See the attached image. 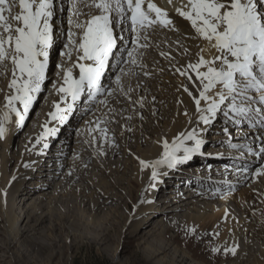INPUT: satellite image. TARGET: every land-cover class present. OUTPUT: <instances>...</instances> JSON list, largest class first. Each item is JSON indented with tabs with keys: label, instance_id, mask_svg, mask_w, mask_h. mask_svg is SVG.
I'll return each instance as SVG.
<instances>
[{
	"label": "bare ground",
	"instance_id": "1",
	"mask_svg": "<svg viewBox=\"0 0 264 264\" xmlns=\"http://www.w3.org/2000/svg\"><path fill=\"white\" fill-rule=\"evenodd\" d=\"M156 1L159 3H157L158 7L161 6V9L167 12V18L172 20V25L162 27L157 21L134 33L129 25L130 20L118 17L120 23L114 26L116 45L108 57L105 68L117 67L118 69L124 63L123 66L111 82L103 79V73L101 82L102 87L106 89L104 94L96 92L94 96H91L86 89L79 99L72 101L71 96L57 91L63 84L64 72L70 71L72 77L78 78V64L91 63V61L80 60L83 53L78 51L77 46L81 31L75 27V24L83 23L89 18V14H98V11L88 7L86 3H77L82 14L75 16L71 12L74 0H55V15L52 21L53 42H63V46L58 54V62L48 95L44 97L23 139H19L17 143L18 147L15 148L17 156H14L17 158L11 173L7 167L8 153L10 147L14 145L13 138L17 134L18 127L14 118L11 117L6 123V135L0 138V214L5 217L4 230L7 234L4 235L5 240L0 243L7 249H15L12 255H7L13 258L14 263L19 260L22 264H28L30 259L26 261L21 259L34 252L37 256L44 252L48 253L47 248L51 246V243L44 238L57 241L55 232L61 234L67 228L71 235L80 236V232L78 234L81 228L80 223L61 221L48 215L49 209L45 204L54 201L57 195L62 193L64 186L74 184L73 186L80 187L82 185L80 181L85 179L84 175L104 173L110 162L129 169L125 166L127 160L122 157L128 152V148L135 145L137 148L132 154L135 161L132 159L134 164H131V175L143 187L151 176L152 170L151 168L142 169L139 160H156L160 158L164 150V141L171 145L173 139L180 134L195 132L203 141L200 151L181 164L196 161L199 159L197 157L207 156V154L204 155L206 152L214 150L210 144L225 147L229 150L228 152L237 149L236 156L241 158L235 161L236 158L232 156L225 157L219 154V157L212 162L202 160L193 168L187 166V170L194 171L198 176L192 182L195 187L179 184L163 185L166 180L162 181V178L177 175L181 164L175 168L161 167L160 175L156 180L162 181L161 190L157 193L152 192L151 201L146 207L142 208V203L139 205L141 209L138 208L133 219L138 220L137 224L148 222L151 215L142 220L144 212L157 210L165 212V215H172L174 224L185 228V233L179 232L178 236L182 237L183 234L194 236L195 245L191 244L189 249L191 252L185 254L187 255L185 260L189 262L202 254L205 263L201 260V263L197 264H264V175H253L257 169L264 166V153L260 151L261 147H264V129L255 120L234 117L227 103L221 105V110L209 124H205L200 119L201 114L196 110L193 97H199L202 84L195 79V73L188 68V65L196 64L201 55L211 60L216 52L207 41L198 36L190 21L175 11L176 7L186 4L187 0H173L171 4L168 0ZM257 6L264 11V0H258ZM15 11H19L18 0ZM126 16H130V13H126ZM151 16L155 19V13ZM70 18L73 22L71 25ZM70 30L75 33L73 36L75 43L69 40ZM136 37H138V43L133 45L132 40ZM128 51H133L135 64L125 63L130 61L129 56L126 55ZM11 67L10 63L6 70L0 67V109L4 107V96L10 91L8 83L11 79ZM177 69L180 71L178 72ZM184 71H187L193 79L189 80L187 76L180 75V72ZM118 77L119 80H117ZM185 87L193 93V96H189L184 91ZM220 90L221 86L216 85L209 89L207 94L211 99H217V93ZM249 95L258 100L259 94L255 91H250ZM256 99L252 102L253 108L261 105L255 102ZM240 102L237 98V103ZM54 103L59 105L60 110L68 109L69 105L71 109L66 112L58 111ZM207 103L208 101H201L200 108L206 109ZM244 103L247 104V102ZM83 108V112L79 113ZM91 108L93 112L87 115L83 122L81 121L82 123L80 122L77 134L72 137L71 132L66 131L64 127ZM20 110L22 111V107ZM225 112H228L227 116ZM61 114L67 116L64 121L58 118ZM204 115H207V112H204ZM220 118L223 122L218 126L216 123ZM50 129H54L55 134H51L48 131ZM99 132H104L112 139L107 154L101 150L96 152V147L94 148L93 145V149L89 147L92 134ZM120 132L124 138H119L120 141H117L116 135L119 137ZM45 133L47 137L44 141L41 137ZM38 140L42 142L39 143ZM184 144L191 147L192 141H184ZM86 148H88L87 151H85ZM239 148L241 150H238ZM70 151L73 153L69 156ZM94 154L98 155L99 164L97 162L91 166L86 165L83 159H90ZM177 155L182 156L183 150L178 151ZM115 156L118 157L114 159ZM228 158L233 160L232 163L226 161ZM260 161L261 165H256ZM123 173L127 174L125 170ZM58 176H61V180L56 183ZM119 179L123 180V178ZM27 180L32 182L29 181V184L23 187ZM240 184H246V187L242 189L245 190V192L242 191L245 194L241 198L243 206L229 205L230 201H227L229 197L234 201L236 196L232 190ZM52 186H54L53 190H49ZM81 188L84 189L83 186ZM105 189L108 190V188ZM107 190L101 192L94 203L92 201L88 203L94 208L96 218H98L96 213L105 210L106 206L109 208L118 200L117 197L120 199L114 191L110 190L109 194ZM222 192L225 195H219ZM83 193L85 196L91 194ZM247 193L250 196L254 195L257 205L253 206L249 202ZM218 196L220 200L215 201L214 199ZM87 197L90 198V196ZM17 198L18 201H16ZM157 205L163 207L160 209ZM47 216H49V225L45 226L47 228L45 229L43 224ZM157 225L164 229V222L159 221ZM212 225L213 229H210L209 226ZM189 229L193 231L188 234L186 230L189 231ZM37 234L39 237H35ZM214 239L215 242H213ZM232 246H238L237 254L225 253L224 249ZM213 247L218 251L213 252ZM156 250L153 251L156 252ZM52 253L53 251L49 253V257L53 255ZM165 260L172 264H184V260H174L171 254H168ZM160 262H162L161 259L155 264Z\"/></svg>",
	"mask_w": 264,
	"mask_h": 264
},
{
	"label": "snow or ice",
	"instance_id": "2",
	"mask_svg": "<svg viewBox=\"0 0 264 264\" xmlns=\"http://www.w3.org/2000/svg\"><path fill=\"white\" fill-rule=\"evenodd\" d=\"M168 2L171 4L172 0ZM77 3H86L88 7L95 8L98 14H89L83 23L75 24L81 31L77 46L78 51L83 53L80 60L91 63L78 64V78L72 77L70 71L64 72L63 84L57 91L71 96L72 101L79 99L86 89L91 96L106 90L102 87L101 77L116 45L114 26L120 23L118 17L129 19L134 33L157 21L163 26L172 25L167 12L152 3V0H74L71 12L75 16L82 14ZM144 3L146 8L142 6ZM257 4L258 0H187L186 4L175 9L181 17L191 22L198 36L216 52L211 60L201 55L196 64L188 65L195 73V79L202 84L199 97L193 99L197 112L201 114L200 119L205 124H209L221 110V105L227 103L234 117L255 120L264 127V109L253 108L252 102L256 97L249 95L250 91H255L259 94V102L264 104V11ZM16 7L17 0H0V67L6 70L9 63L12 66L8 83L10 91L4 96V107L0 109V138L6 135V123L12 113L16 116L17 125L23 126L36 94L41 91L48 50L53 44L55 0H18V12L15 11ZM126 13H130V16H126ZM152 13H155V19H152ZM72 23L70 18L69 24ZM74 35L70 30L71 43H75ZM137 43L138 37L132 40L133 45ZM128 56L130 61L125 63L135 64L133 51H128ZM180 75L193 79L187 71L180 72ZM216 85H220L221 90L217 93V99H211L208 90ZM184 91L193 96L187 87ZM237 98L240 103H237ZM201 101H208L206 109L200 108ZM17 102L22 106V111L17 107ZM54 106L58 111L71 109V105L66 110H60L58 104L54 103ZM58 118L64 121L67 116L61 114ZM48 131L55 134L54 129ZM184 141H192L191 147L186 146ZM202 143L195 132L182 133L173 139L171 145L167 141L163 142L164 150L160 158L153 161L140 159L139 164L142 169L151 168L154 182L160 175L161 167L175 168L191 159L194 153L200 151ZM181 149L183 155L178 156L177 152ZM260 151L264 153V147ZM253 175H264V166ZM237 248L232 246L224 251L236 255ZM212 251L217 252L218 249L213 247Z\"/></svg>",
	"mask_w": 264,
	"mask_h": 264
},
{
	"label": "rangeland",
	"instance_id": "3",
	"mask_svg": "<svg viewBox=\"0 0 264 264\" xmlns=\"http://www.w3.org/2000/svg\"><path fill=\"white\" fill-rule=\"evenodd\" d=\"M62 46H63V42H58V43L53 42L52 47L48 50L47 66L45 69V80L42 84L41 91L36 94V99L29 108L23 126H18L16 128L17 134H15L16 136L13 138L14 139L13 144L15 146L12 145L8 153L7 167L9 173L12 172L15 165L14 162L16 161L15 158H17L14 157L17 156L16 154L17 151H15V148L18 147L17 143L18 141L23 139L22 137L26 134V130L30 128L32 121L35 118L36 112L41 107L44 97L48 95L49 86L53 80L52 77L56 70V63L58 62V56H59L58 54ZM126 55H128V53H126ZM120 68L118 69L117 67L105 68L103 79L104 80L108 79L107 80L108 82L113 81L114 77L117 75ZM104 93L105 92L102 91L101 95ZM255 102L257 104H261L257 99ZM92 105L94 106V103H92ZM260 106L262 109H264V104H261ZM17 107L21 109L22 106L19 105V103L17 102ZM83 110L84 108L81 109L79 113L83 112ZM92 112H93V108L88 110L79 118L72 120L71 124L66 125L64 127L65 130L70 131L72 137H74L77 134V130L80 127L83 120L87 117V115L89 116V114ZM11 117L16 120V116L14 113L11 114ZM222 122L223 120L220 118L218 119L216 124L219 126V123ZM118 129H120V127H118ZM104 134H105L104 132L93 133L91 138L89 139L90 142L89 147L93 149L94 146V148L96 147L95 148L96 152L101 150L107 154V150L112 139L111 137L106 136V134L105 135ZM43 135L44 136H42L41 138L42 140L45 141L47 135L46 133ZM41 138L39 140H41ZM119 138H124V135L122 133L119 134V137H117L116 135L117 141H120ZM41 142L42 141H39V143ZM70 145L72 146V142L70 143ZM205 145H207V143ZM143 147L146 148V146ZM210 147L211 148L213 147L214 150H210L206 152L204 155L207 154V156L203 158L197 157L199 159H197L196 161L186 162L184 164H181L179 165L180 168L177 171V175L162 178V181L166 180V182H164L163 185L175 186L179 184V185H190L192 187H195V184H193L192 182L195 179H197L198 176L194 173V171L187 170L188 168L187 166H189V168H193L197 164H200L202 160H206L207 162H212L214 159L219 157V154L225 155V157L232 156L236 158L235 161L241 158L239 156L238 157L236 156L237 149H234L233 152H228L229 151L228 149L226 150L225 147H220L219 145L216 144H210ZM135 148H137L135 145H133L131 148H128V152L125 154V156L122 157L124 160H127L125 161L126 162L125 166L128 167L130 170L124 167L123 169L114 162H110L108 163L107 169L105 170L106 173L105 172L99 173L97 174L98 176L94 174H88L86 176L84 175L85 179H82V181H80V184H82L81 186H83L84 188L83 190L81 186L77 187V186H73L74 184L73 185L68 184L69 186L67 185L62 188L61 190L62 195L61 194L57 195L58 198L56 197L54 201L50 202L49 204H45L46 207L48 206L49 209L48 212L50 214L48 215H51L52 217H55L56 219L61 221L80 223L81 228L80 231H78V234L80 232V236L71 235L69 229L67 228L64 231H62L61 234L55 232L54 235L58 237L56 239L57 241L54 242L51 239L44 238V240H47L48 242L51 243V246L47 248L49 250L48 253L44 252L39 254V256H37L36 253L34 252L26 256L24 259H21V261H26L27 259H30L31 261L28 264H37V263L38 264H155V262L161 259L162 262H160L159 264H172L165 260L166 256L168 254H171L174 260L176 259L184 260V264H197V263H201V260L204 262L205 258L202 256V254H200L201 256L197 257V259H192L191 262L185 260V257L187 256L185 254L187 252L188 253L191 252L189 250L190 245L191 244L195 245L194 236L190 235L188 230L186 231L189 235L183 234L182 237L178 236L179 232L185 233V228L175 225L174 218L172 217L171 214H170L171 216L165 215L164 214L165 212L161 210H157L156 212H144V214L142 215V220L147 219V216L151 215L148 222H140L137 224L136 222L138 220L133 219L134 213L137 212L139 209H141L139 208L140 207L139 205L142 203L141 207L142 208L146 207L151 201L150 198L152 192H156V193L159 192V190H161L163 186V185L160 186V183L162 182L161 180L158 182L157 181L153 182L151 176L148 178V180L146 181L143 187L140 186V184L133 179L131 175V164H134L135 161L132 157V154L135 153L134 152V150H136ZM87 150L88 148L85 149V151ZM238 150H241V148H239ZM71 153H73V151L72 152L70 151L68 155L70 156ZM68 155L66 157L67 161L69 159ZM95 155L97 154L92 155L90 159L84 158L83 159L85 160L84 163L90 166L93 164H97L99 158L98 155L97 157ZM11 156H13L14 158ZM117 157L118 156H115L114 159H116ZM226 161L232 163L233 160L228 158V160ZM261 163H262L261 161L257 162L256 165L259 164L261 165ZM124 170L125 172H127V174L123 173ZM119 178H123V180H120ZM60 180H61V176H58L56 178V183L57 182L59 183ZM27 181L28 182L24 183L23 187H26V185L29 184V181L31 180H27ZM114 183L116 184L112 186ZM75 185H78V183H75ZM245 187L246 184H240L232 190V193H235L236 196H234V201H232V198L229 197V199H231V200L229 199L227 200L228 202L230 201L229 205L235 207L243 206V203H241L242 201L241 198L245 194L242 192V191L245 192V190H242ZM53 188L54 186L50 187L49 190H53ZM105 188H108V190ZM106 190L108 191V193L110 190L114 191L117 195L120 196V199L119 197H117L118 200H116V202L112 204L109 208H107L106 206L105 210L96 213L98 215L97 216L98 218H96L94 216V211H95L94 208H92L91 204L88 205V203L90 201L94 203L95 202L94 200H96L101 195V192H104ZM83 192L91 193L90 195H87L90 196V198L85 196ZM222 193H219V195H225L224 192ZM247 198L250 199L249 202H251L253 206L257 205L254 195L250 196L248 194ZM83 200L87 203L86 205L84 204ZM214 200L218 201L220 200V197L218 196ZM16 201H18V198L16 199ZM157 206H158L157 208L160 207V209L163 207L161 205H157ZM252 210H254V208ZM246 215H247V211H246ZM46 218L47 220L43 224L44 228L45 226L49 225V216H47ZM73 218L75 220H73ZM139 220H141V218ZM159 221H161L162 223L164 222L165 226L163 230L159 227V225H157ZM5 224H6L5 217L0 214V241H4L5 240L4 235H7L4 230V228L6 227ZM209 227L210 229H213V225ZM35 237H39V234L35 235ZM215 239L213 242H215ZM1 245L2 243H0V262H1L0 264H22L19 260H17V262L14 263L13 258L9 256L7 257V255H12V251L15 249L13 248L7 249L6 246H1ZM153 250H156V252H154ZM51 251H53L52 253L53 255H50L51 257H49V253Z\"/></svg>",
	"mask_w": 264,
	"mask_h": 264
}]
</instances>
